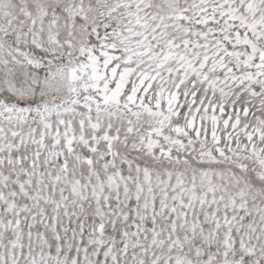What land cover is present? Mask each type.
<instances>
[{
  "label": "snow or ice",
  "instance_id": "6c2138e0",
  "mask_svg": "<svg viewBox=\"0 0 264 264\" xmlns=\"http://www.w3.org/2000/svg\"><path fill=\"white\" fill-rule=\"evenodd\" d=\"M0 264H264V0H0Z\"/></svg>",
  "mask_w": 264,
  "mask_h": 264
}]
</instances>
